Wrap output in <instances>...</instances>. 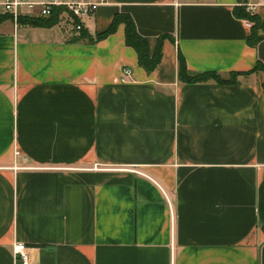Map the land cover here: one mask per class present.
<instances>
[{
	"label": "crops",
	"instance_id": "crops-1",
	"mask_svg": "<svg viewBox=\"0 0 264 264\" xmlns=\"http://www.w3.org/2000/svg\"><path fill=\"white\" fill-rule=\"evenodd\" d=\"M20 1L38 16L95 0ZM242 1L264 17V0ZM237 4L107 0L76 41L67 12L0 20V264H264V40L247 44ZM115 14L151 53L167 36L153 71L123 23L88 41ZM178 54L235 80L181 81Z\"/></svg>",
	"mask_w": 264,
	"mask_h": 264
},
{
	"label": "trees",
	"instance_id": "trees-1",
	"mask_svg": "<svg viewBox=\"0 0 264 264\" xmlns=\"http://www.w3.org/2000/svg\"><path fill=\"white\" fill-rule=\"evenodd\" d=\"M64 12L69 13L65 6L54 5L51 7V12L47 16L20 15L17 19V23L23 25L49 27L57 24ZM233 13L237 18L244 19L250 23V32L246 37L248 45L255 47L261 40H264V17H260L257 13L249 11L242 0H238V4L233 8ZM6 15L8 14L0 15V20H2ZM73 21L77 22L78 19L73 18ZM119 23L124 24L125 43L136 51L139 66H141L146 72L153 71L160 62L162 56V40L167 36L161 35L158 38L156 48L151 53L148 41L145 37L139 34L134 20L128 14H115L108 28L100 33H97L94 37L89 38L88 41L93 43L108 36L116 30ZM87 36L89 35L85 32V30L81 29L80 33L72 40L76 41L81 37ZM258 68H262L259 62L255 64L254 69ZM236 75L237 73H232L229 78H223L218 73L212 71L192 75L187 70L184 57L181 54H178V76L181 81L195 83L212 79L217 83H231L234 82Z\"/></svg>",
	"mask_w": 264,
	"mask_h": 264
},
{
	"label": "built area",
	"instance_id": "built-area-1",
	"mask_svg": "<svg viewBox=\"0 0 264 264\" xmlns=\"http://www.w3.org/2000/svg\"><path fill=\"white\" fill-rule=\"evenodd\" d=\"M107 0H95V1H81V2H70L64 6L69 11L72 18L78 19L77 22H72V35L77 36L82 27L81 19L90 13L94 12L96 8ZM26 7L22 12V7ZM54 6L50 3H42L39 8V15L47 16L51 12V7ZM33 3H26L20 0H0V15L9 14L14 22H17V19L20 15L33 16L32 9ZM249 11H253L251 7H247ZM122 75L129 76L130 69L124 68L122 70ZM27 246L24 243H15L13 245V254L14 257H18L23 262L28 263V254Z\"/></svg>",
	"mask_w": 264,
	"mask_h": 264
}]
</instances>
